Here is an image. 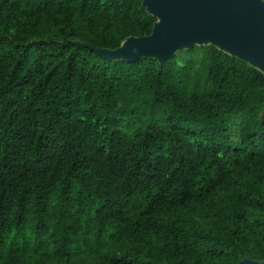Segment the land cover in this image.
<instances>
[{
	"label": "trees",
	"instance_id": "1",
	"mask_svg": "<svg viewBox=\"0 0 264 264\" xmlns=\"http://www.w3.org/2000/svg\"><path fill=\"white\" fill-rule=\"evenodd\" d=\"M143 2L0 0V264L264 261V71Z\"/></svg>",
	"mask_w": 264,
	"mask_h": 264
},
{
	"label": "water",
	"instance_id": "2",
	"mask_svg": "<svg viewBox=\"0 0 264 264\" xmlns=\"http://www.w3.org/2000/svg\"><path fill=\"white\" fill-rule=\"evenodd\" d=\"M159 20L150 35L129 37L116 49L92 47L108 59L159 61L183 48L213 44L264 71V0H144ZM240 264H264L250 256Z\"/></svg>",
	"mask_w": 264,
	"mask_h": 264
},
{
	"label": "rangeland",
	"instance_id": "3",
	"mask_svg": "<svg viewBox=\"0 0 264 264\" xmlns=\"http://www.w3.org/2000/svg\"><path fill=\"white\" fill-rule=\"evenodd\" d=\"M199 45V44H198ZM185 48L178 50L176 53H184ZM88 259H70L67 260L64 264H88Z\"/></svg>",
	"mask_w": 264,
	"mask_h": 264
}]
</instances>
